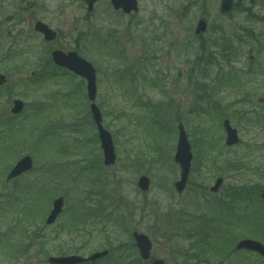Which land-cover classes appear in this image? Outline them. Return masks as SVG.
<instances>
[{
    "label": "rangeland",
    "instance_id": "374dc122",
    "mask_svg": "<svg viewBox=\"0 0 264 264\" xmlns=\"http://www.w3.org/2000/svg\"><path fill=\"white\" fill-rule=\"evenodd\" d=\"M220 1L139 0V12L126 15L110 0L92 12L84 0H0V73L8 79L0 87V264H50V256L104 249L108 257L95 264H149L136 231L152 240L151 259L166 264H264L231 253L240 238L264 234V0H237L227 16ZM200 17L209 24L197 36ZM37 20L57 38L36 32ZM56 48L77 50L97 70L112 166L103 164L86 82L53 63ZM129 68L132 84L122 79ZM16 98L25 108L14 116ZM226 118L239 130L232 147ZM180 122L193 152L182 193L174 188ZM26 154L33 170L6 182ZM141 175L151 179L147 192L137 186ZM218 177L223 185L212 193ZM59 195L64 210L46 225Z\"/></svg>",
    "mask_w": 264,
    "mask_h": 264
},
{
    "label": "water",
    "instance_id": "95a60500",
    "mask_svg": "<svg viewBox=\"0 0 264 264\" xmlns=\"http://www.w3.org/2000/svg\"><path fill=\"white\" fill-rule=\"evenodd\" d=\"M88 9L92 11L94 9V5L100 0H84ZM112 3L116 9H123L125 12L130 13L132 11H138V1L137 0H112ZM235 4V0H221L219 11L228 15L233 11ZM208 28V19L205 17H201L197 22L195 33L202 34L206 32ZM36 29L42 32L45 35L46 40H53L56 37V32L51 29L47 24L43 22H38L36 25ZM53 60L56 64L67 67L75 73L79 74L83 78L87 80V91L88 97L91 101H94L97 96V74L94 66L91 62L82 58L78 55L76 51L64 52L62 50H54L52 53ZM6 82V77L0 74V85ZM24 107V103L21 100L14 101V107L12 109L13 113H19ZM91 113L93 119L97 125L101 147L104 153V164L106 166H110L115 164L116 162V152L115 145L113 142V138L111 133L105 129L103 125V117L101 110L95 104H91ZM224 127L226 130V144L228 146L235 145L239 142L238 131L236 128L231 126L229 120H225ZM179 129V138L177 144V151L174 156V160L180 165V179L174 183L176 190L179 193H182L185 188L187 181L189 179V174L191 170V163L193 159L192 146L188 139V134L185 129L183 123H180L178 126ZM33 167V159L31 156L26 155L22 159H20L14 168L11 170L10 174L7 177V180L13 179L17 176H20L22 173L30 170ZM150 179L143 175L138 180V187L146 192L150 188ZM223 183V178H218L211 188V191H217ZM264 197V193L262 194ZM65 198L59 197L53 202V208L47 218V223L51 224L55 222L59 214L63 210ZM133 236L136 240L137 246L140 250L141 257L144 260H148L150 258V252L152 249V242L150 238L144 234L139 232H134ZM237 249H247L251 251H257L264 257V245L253 239H242L236 244ZM108 254V251L95 252L91 256L85 258L76 254L60 256V257H50L49 261L52 264H80L85 262H94ZM151 264H165V261L162 259L154 260Z\"/></svg>",
    "mask_w": 264,
    "mask_h": 264
},
{
    "label": "trees",
    "instance_id": "16d2710c",
    "mask_svg": "<svg viewBox=\"0 0 264 264\" xmlns=\"http://www.w3.org/2000/svg\"><path fill=\"white\" fill-rule=\"evenodd\" d=\"M237 7H238V3L236 4V8H237ZM250 121H251V120H250ZM239 192H240V191H239ZM239 192L236 191V190H234V191L232 192V196H230V197H233L234 201L238 200L237 198L240 197L239 194L241 193V192H240V193H239ZM237 196H238V197H237ZM236 197H237V198H236ZM241 197H242V196H241ZM218 205H219V204H217V210H218V207H219ZM86 213H87V212H85V214H86ZM260 218H261L262 220H264V217H263V216L260 217ZM255 222H256V221H255ZM23 232H25V230H24ZM246 235H247V233H246ZM250 236H252V237H256V238L258 237L257 239H261V238H262V239L264 240V234H263V235H260L259 233H257V234L252 233V235H250ZM29 238H30V237H29ZM10 240H11V239H10ZM28 242H29V241H28ZM24 244H25V243H23V245H24ZM19 246H20V245L16 246V248H19ZM22 247H23V246H22ZM22 247H21V248H22ZM42 248H43V247H42ZM61 253H64V251L61 250Z\"/></svg>",
    "mask_w": 264,
    "mask_h": 264
},
{
    "label": "flooded vegetation",
    "instance_id": "af4514ba",
    "mask_svg": "<svg viewBox=\"0 0 264 264\" xmlns=\"http://www.w3.org/2000/svg\"><path fill=\"white\" fill-rule=\"evenodd\" d=\"M27 174V173H26ZM26 174H23L21 177H19L18 179H21L22 177H24Z\"/></svg>",
    "mask_w": 264,
    "mask_h": 264
}]
</instances>
